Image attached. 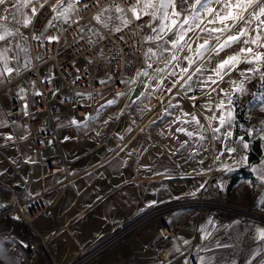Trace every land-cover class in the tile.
Returning a JSON list of instances; mask_svg holds the SVG:
<instances>
[{
  "label": "crops",
  "instance_id": "obj_1",
  "mask_svg": "<svg viewBox=\"0 0 264 264\" xmlns=\"http://www.w3.org/2000/svg\"><path fill=\"white\" fill-rule=\"evenodd\" d=\"M48 34L55 33L50 30ZM155 35L156 33L150 29L148 37ZM152 41L154 42L151 48L156 51L157 44L162 41ZM21 45L27 49V53L17 49L10 55H19V65L16 61L11 63L24 71L23 64L26 60L31 62V59L26 40L21 41ZM238 49L239 46L226 49L219 56H213L210 61H206L207 70L193 77L189 82L193 91L186 94L179 85L173 88L172 93L167 91L172 88L176 77L163 79L159 88L156 87L158 81H150L151 87L146 91L145 84L149 83V78L143 76L137 78L135 75V82L130 87L132 102L141 92L146 91V94L133 104L135 108L137 107V112L134 113L136 117L128 124L123 122L120 125L131 127V135L126 140L121 137L117 138L115 143L106 140L108 127L116 125L107 115L83 119L73 112L74 109L64 110L59 116L55 138L48 140L41 149H37L30 137L28 115H23L16 121L15 126L9 124L8 127L0 128V133H11L14 136L12 142H6L4 136L0 135V175L9 181L21 197L47 191L46 199L49 206L37 219L36 227L50 237L51 247L48 249L52 250V255L41 245L35 264H76L97 242L111 237L114 228L126 225L146 214L151 215L149 221L118 242L93 264H161V262L168 264L169 261L171 264H184L185 260L190 264H200L201 256L214 257L213 264H246V258H251L249 254L264 245V241L255 239V229L264 228V204L261 203V199L254 202L256 204L254 208L251 207L253 204L251 201L244 200L238 203L236 199L238 186H245L249 179H257V174L251 171V167H256L264 161V140L259 139L262 158L259 162L250 164L251 167L237 165L227 153L221 156L220 160H215L214 157L225 150V143L237 146L238 138L234 135L230 140L224 141V132L221 131L225 127L228 130V125L216 134L220 139L213 140L208 119L214 114L219 117L225 111L216 108L221 100H224L227 106V97L220 89L231 93L232 85L229 77L225 76L224 80L219 82L216 91L205 89V92L210 93L205 95L196 83L198 78L204 79L210 75V70L216 63ZM185 54L187 53L180 55L183 57ZM154 60L155 57L149 59L145 56L138 70L146 68L147 63H153V68L164 67L162 63L153 62ZM181 63L184 64L183 60ZM148 71L151 73L152 69ZM40 74L43 79L51 81L58 87L59 83L51 63L42 66ZM16 76L14 73L11 79ZM238 78H241L239 72L231 74V80ZM20 88L26 90L23 100L17 95ZM37 89L34 79H15L9 86L0 89V112H5L12 100L17 98L22 106L28 104V111L31 114L29 103ZM177 91L180 95H175ZM99 94L105 96V93ZM99 94L89 97L77 93L74 103L81 105L83 101L93 99L91 102L94 104L98 101ZM193 95L197 97L196 100L188 98ZM169 101L173 106L169 105ZM184 113L189 115L185 116ZM193 115L205 129H209L203 132V135L208 137L202 142L203 148L200 147L201 142L198 138L189 140L184 133L176 131L177 128L196 131L198 126L183 122L190 121ZM72 119L81 123L78 126L73 125L70 123ZM234 123L235 120L233 126ZM216 127H220L219 120H211V128ZM21 136H27V139H20ZM186 140L188 145L182 148L181 144ZM248 142L250 143V140ZM51 155L67 161L66 173L46 175L42 162L47 161ZM233 156L239 159L236 154ZM201 160L203 163H200ZM222 162L232 165L233 169L237 170L234 172L238 180L231 188L227 186L225 188L217 178L220 173L225 172ZM241 167L248 176L239 173ZM202 184L203 188L200 187ZM25 186H28L27 192H24ZM205 189L211 194L209 198L193 199L194 196L201 195ZM243 191L249 190L244 188ZM262 194L264 195V192ZM215 195L223 201L212 198ZM214 204L220 206L238 204L244 207L245 213H227L224 207L222 214L217 213L214 208L205 213L202 207L197 208L204 205L215 207ZM163 223L171 227L173 234L158 241L157 231ZM24 228L28 231L24 225L16 221L0 222V231L12 229L16 234L26 235L28 232H24ZM202 228L211 233L208 240L201 239ZM181 238L190 241V244L184 245ZM213 239H219L228 246L203 250V246ZM174 245L180 247V253L174 251ZM0 246L7 255L8 264H24L13 255L8 243ZM169 252L171 255H168ZM261 256H264V253H261ZM256 261L253 264H258ZM0 264H4V261L0 260Z\"/></svg>",
  "mask_w": 264,
  "mask_h": 264
},
{
  "label": "snow or ice",
  "instance_id": "obj_2",
  "mask_svg": "<svg viewBox=\"0 0 264 264\" xmlns=\"http://www.w3.org/2000/svg\"><path fill=\"white\" fill-rule=\"evenodd\" d=\"M125 2L128 3V11L132 13V17L135 20L139 21L143 17L149 18L147 26L156 35L146 37V39L162 41L157 44L156 51L148 48L145 56L149 59L155 57L153 62L162 63L164 67L153 68V63H147L146 68L138 70L136 73L137 78L141 76L149 78V83L145 84L146 91L151 87L150 81H158L159 83H157L156 87L159 88L163 79L176 77L172 88L167 91L172 93L173 88L179 85L181 89L185 90V94L191 92L193 88L189 82L193 80L194 76L203 74L207 70L205 69L206 61H210L213 56H219L226 49L239 46L238 51L231 55H226L216 63L215 67L210 70V75L204 79L198 78L196 81L201 91L208 95L210 93L205 92V89H210L214 92L219 87V82H222L225 76L229 77L232 92L229 93L224 89H220V92L227 97V106L224 100H221L216 105L217 110L224 109L225 111L219 117L214 114L208 119L210 122L209 128L213 133V140L220 139L216 134L220 133L221 128L225 127V125L229 127L223 133L224 141L230 140L233 136L231 127L236 118L233 96L235 95L239 98L248 94L249 90L246 87V82H251L253 79L258 78L260 87L264 88V51H262L264 49V0H134V2L133 0H125ZM80 3L81 0H54V3H50V0H0V83L10 81L14 73L19 75L22 71L21 67L13 66L11 63V61H16V64L19 65V55H10L17 49L27 53V49L21 45V41L27 39L24 33L21 32V28L34 27L33 20L43 13L46 6L53 15L47 19L44 25L45 30L53 27V21L55 20H63L67 23L70 13ZM98 3L99 0H94V6ZM82 7L87 8L88 4L85 2ZM112 10L119 14L117 19L122 21L124 27H127L132 22L127 19L124 8L119 3H116V0H113L112 5L103 7L101 12L93 18L97 22H101V17ZM111 18V16L107 17L108 20ZM153 23H156V27H153ZM104 26L107 27L106 22ZM121 30L119 27L115 29V31ZM32 39L39 41L46 39L49 43L59 41V37H46L44 32L39 31V29L34 30ZM121 39L123 38L121 37ZM14 41L15 43H13ZM181 53L187 54L181 57ZM181 60H183L184 64L181 63ZM29 63L26 60L22 66L23 69H28ZM241 64L247 65V67L240 68ZM148 69H152L151 73ZM233 72H239L241 79L231 80ZM101 82L103 83V81ZM132 82L135 81L133 80ZM185 85H187V88H185ZM213 85L216 87H213ZM25 91V89L20 88L17 93L22 100L25 99ZM146 91L141 92L136 100H140L141 97L145 96ZM34 95L39 96L42 93L35 92ZM118 95H123V93H118ZM175 95H180V92L177 91ZM251 95L259 100V110L264 113V94L257 96L256 93H252ZM188 98L191 100L197 99L194 95ZM136 100L132 103L135 104ZM115 103L114 99L108 100L106 105L101 107H108ZM169 105L173 106L170 101ZM195 106L194 104L193 107ZM22 107L24 110L23 115H30L28 104L25 103ZM205 107L209 106L205 105ZM209 110H211L210 107ZM11 114L10 111L0 112V128L8 127L9 124L12 126L16 125L15 120L9 121L7 119ZM184 115L188 116L189 114L184 113ZM88 118L90 117H86V119ZM215 119L219 120L220 127L211 128V120ZM183 122L193 123L198 128L196 131L177 128L176 131L184 133L189 140L194 137L198 138V141L201 142L200 147L203 148L202 142L208 139V137L203 135V132L209 129H205L194 115L190 121L186 120ZM70 123L78 126L81 122L72 119ZM260 123L262 127L258 131L264 132V120ZM0 135L4 136L6 142L14 140V136L11 133H0ZM245 135L251 136L253 131L249 129ZM259 138L264 140V135ZM20 139H27V136H21ZM65 139H69V137H65ZM187 145L188 141L186 140L182 142L181 147L183 148ZM236 145L225 143V150L216 155L214 159L220 160L221 156L227 153L229 157L235 160L237 165L251 167L249 155L247 154L250 151V143L245 140V136H239ZM204 150L206 151L207 149L205 148ZM233 154H236L239 159H236ZM200 163H203V160ZM222 166L224 171L231 172L234 170L232 165L224 164L223 162ZM251 171L257 174V179L256 181H249L250 186H264V161H261L260 165L256 167H251ZM200 187L203 188L204 185L202 184ZM176 199H179V197H176ZM261 203L264 204V195L261 197ZM0 207H3V205H0ZM15 219H20V217H15ZM200 231L202 233L201 239L203 240H208L211 236V233L206 229L202 228ZM255 232V239L264 241V228H256ZM182 243L188 245L190 241L182 239ZM227 246L226 243H221L219 239H213L209 241V244L203 246V250L209 251L213 247L221 248ZM174 251L180 253L181 249L179 246L174 245ZM261 253H264V245L249 254L251 258H246V264H253L258 257V264H264V256H261ZM168 255H171V252ZM0 260H3L4 264H8V258L2 246H0ZM199 261L200 264H213L214 257L205 258L201 256ZM168 264H171V261ZM184 264H190V262L185 260Z\"/></svg>",
  "mask_w": 264,
  "mask_h": 264
},
{
  "label": "built area",
  "instance_id": "obj_3",
  "mask_svg": "<svg viewBox=\"0 0 264 264\" xmlns=\"http://www.w3.org/2000/svg\"><path fill=\"white\" fill-rule=\"evenodd\" d=\"M85 2L88 4L87 8L82 7ZM50 3H52L51 0ZM112 3L113 0H99V3L94 6V0H81L76 9L70 13L67 23L63 20H55L54 26L45 30L44 25L47 19L53 15L46 6L43 13L33 20L34 27L21 28V32L27 37L30 66L10 81L0 83V89L9 86L18 78H31L36 81L37 92L42 95L31 96L29 104L32 113L27 116V120L31 130L30 137L37 149L43 148L48 140L55 138L57 119L64 110L76 108L77 114H81L82 105L74 103L77 93L89 97L105 93L107 97H116L118 93H123L131 87L145 53L154 41L146 39L148 34L145 32V24L148 22V17H143L139 21L135 20L130 15L129 6L125 0H116V3L124 8L126 16L132 22L127 27L119 26L121 31L110 32L93 18L101 12L103 7ZM35 29L44 32L46 37L57 36L59 41L49 43L46 39L34 40L32 35ZM50 30H53L55 34H48ZM96 33L101 35L98 39L95 38ZM47 63L53 65L58 87H55L51 81L43 79L40 74L41 67ZM255 93L257 96L264 94V88H260ZM8 111L12 113L7 117L9 121H18L22 118L23 109L19 99L12 100L9 108L5 110V112ZM42 165L46 175L66 173L68 170L67 161L56 159L55 155L49 156ZM232 177L233 171H225L218 175V180L228 185ZM27 187H24V192L28 191ZM46 192L41 191L21 197L9 181L0 175V205H3L0 207V221L4 219L16 221L28 229L26 235L22 233L19 235L13 231L0 232V244L8 243L13 255L24 264H35L41 245L50 252L48 249L50 237L35 225L37 219L49 206ZM141 221L134 220L114 228L112 236L97 245L96 252L111 247L117 237L130 233ZM157 232L158 241L173 234L171 227L166 223H163ZM258 260L259 258L256 262ZM76 264H91V258L85 257Z\"/></svg>",
  "mask_w": 264,
  "mask_h": 264
},
{
  "label": "rangeland",
  "instance_id": "obj_4",
  "mask_svg": "<svg viewBox=\"0 0 264 264\" xmlns=\"http://www.w3.org/2000/svg\"><path fill=\"white\" fill-rule=\"evenodd\" d=\"M52 3H54V0ZM118 15L119 14H117L114 11L105 13L101 17L100 23L104 26V23L106 22L107 27H105V26L104 27L108 31L114 32L117 27L123 25L122 21L120 19H117ZM108 16H111L112 18L110 20H108L107 19ZM127 19H128V17H127ZM148 23H149V18H148V22L145 24V32L147 34H149V30L151 29V28L149 29V27L147 26ZM156 23H158V22H156ZM156 23H153V25L154 24L156 25ZM93 30H95V29H93ZM100 36H101L100 33H96L95 38L98 39ZM152 45H151V47H152ZM262 51H264V49H262ZM141 64H142V62H141ZM141 64H140V66H141ZM140 66H139V68H140ZM245 67H247V65H244V64L240 65V68H245ZM237 80H239V78ZM246 87L249 90L248 94L243 95L239 98H237V96H235V95L233 96V99L235 100L236 119H237V114L238 115L242 114L243 120H238L239 121L238 127L235 131L234 130L235 125H234L232 132H233V135L238 138L239 136H242V135L244 136L246 131L251 129L253 131V135H251V136L245 135V136H247L250 141L255 140V139L259 140L260 139L259 137L261 135H264V132L258 131V129H260L262 127L260 122L262 120H264V113H261L259 110V100L256 98H253L251 95L252 93H255V91H258L261 88L258 78L253 79L251 82H246ZM87 98H89V97H87ZM113 99L116 101L115 104L108 106V107H103V108L101 107L102 105H106V102L108 100H113ZM97 100L98 101H95L94 104L91 102V101H93V99L89 100V101L88 100L83 101L81 104L82 105V108H81L82 112L80 115L77 114L76 108H71V109H74L73 112L77 116H79L80 118H83V119H86V117L97 118L103 114V117H105L107 115V117L110 120L115 121L116 125L108 127L106 140H109V141H112L113 143H115V142H117L116 140H118L117 138L120 139V137H121V138H125V140L127 138H129L131 135V127L130 126H120V125L123 122L128 124L132 118L136 117V115H134V113L137 112V109H136L137 107L135 108L133 106L130 88H129V91L126 90V93H124L123 95H117L116 97H107V96L99 94V96H97ZM66 110H70V109H66ZM226 130H227V127H225V129L221 132H225ZM122 136H125V137H122ZM234 171H237V170H233V176L235 175ZM249 181H256V179H249L247 182H245V186H238L239 189L237 190L236 199H237L238 203L243 202L244 200H249V201H251V203H253L251 205V207L254 208L256 206V204L254 202L257 199H261V197L263 195L262 192H264V186L252 187L248 183ZM243 183L244 182H242V184ZM257 183H258V181H257ZM224 185H225V188H226V186L228 187L227 184H224ZM244 188H246L249 191H243ZM216 190H219V189H216ZM203 191L204 192L201 195L194 196L193 199L194 198L200 199V197H202V199H204V198L206 199V197L209 198L211 196L209 190L206 191V189H205ZM226 192H227V190L225 189L224 194H226ZM212 198L217 199V201H221V202L223 201V200H219L217 195H215ZM229 204L232 205L233 203H229ZM213 206H215V207H212V205H204V206H198L197 208L202 207L205 210V213H208V211H210L212 208H214V210H216L217 213L222 214V211H223L222 207L225 208L224 210L227 213H231V214L233 212L235 214L245 213V211L243 210L244 207L241 205H238V204H235V206H230V205L229 206H227V205L226 206L225 205L220 206L219 204L218 205L214 204ZM143 217H147V218L145 220H143L142 219ZM150 218H151L150 214H146V215L135 218V221L138 219L142 220V221L134 230H132L130 233H126V234L122 235L121 237H117L115 239V241L111 244V247H109L108 249L101 251V252H96L97 251V245L102 243L101 242L102 240H100L99 242H97L93 246L91 251L87 255L84 256V258L85 257L91 258V264H93V262L96 261L99 257L105 255L108 250L114 248L118 242H120L121 240L126 238L133 231H135L136 229L141 227L144 223L149 221ZM252 218L255 219L257 217H252ZM0 222L8 223L9 220L4 219L3 221H0ZM131 222H129V223H131ZM35 225H36V223H35ZM1 227L3 228L4 226L2 225ZM9 231H13V230L11 229ZM0 232H4V231H0ZM113 234H115V232ZM157 235H158V232H157ZM111 236H112V234H111ZM109 238H107V239H109ZM107 239H103V240H107ZM48 247L50 248L51 246L49 245ZM49 253H50V255H52V250H50ZM81 260L79 258V261H77V262H80Z\"/></svg>",
  "mask_w": 264,
  "mask_h": 264
},
{
  "label": "trees",
  "instance_id": "obj_5",
  "mask_svg": "<svg viewBox=\"0 0 264 264\" xmlns=\"http://www.w3.org/2000/svg\"><path fill=\"white\" fill-rule=\"evenodd\" d=\"M238 120H243L242 114H239V115L237 114V119L235 120V124H234L235 125L234 126V130L235 131H236L237 127H238V122H239ZM245 140L249 141V138L247 136H245ZM248 155H249V159H250V164L257 163V162H259L261 160V158H262V149H261V146H260V141L258 139L250 141V151L248 152ZM239 173L241 175L248 176V173H246L244 171L243 167L239 168ZM237 180H238V177L236 175H234L231 178L230 183L228 184V188H231V186L233 184H235L237 182ZM24 232H28V231H26L25 228H24Z\"/></svg>",
  "mask_w": 264,
  "mask_h": 264
},
{
  "label": "bare ground",
  "instance_id": "obj_6",
  "mask_svg": "<svg viewBox=\"0 0 264 264\" xmlns=\"http://www.w3.org/2000/svg\"><path fill=\"white\" fill-rule=\"evenodd\" d=\"M130 15L132 16V13L130 12Z\"/></svg>",
  "mask_w": 264,
  "mask_h": 264
}]
</instances>
